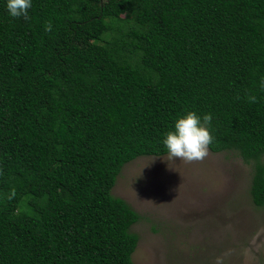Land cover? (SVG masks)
<instances>
[{"label":"trees","instance_id":"1","mask_svg":"<svg viewBox=\"0 0 264 264\" xmlns=\"http://www.w3.org/2000/svg\"><path fill=\"white\" fill-rule=\"evenodd\" d=\"M262 85L264 0H33L27 19L0 0V264H135L141 216L112 191L189 111L253 164L263 208Z\"/></svg>","mask_w":264,"mask_h":264},{"label":"rangeland","instance_id":"2","mask_svg":"<svg viewBox=\"0 0 264 264\" xmlns=\"http://www.w3.org/2000/svg\"><path fill=\"white\" fill-rule=\"evenodd\" d=\"M253 164L234 152L200 161L140 157L112 191L140 216L135 264H264V207L251 198Z\"/></svg>","mask_w":264,"mask_h":264},{"label":"clouds","instance_id":"3","mask_svg":"<svg viewBox=\"0 0 264 264\" xmlns=\"http://www.w3.org/2000/svg\"><path fill=\"white\" fill-rule=\"evenodd\" d=\"M32 6L33 0H6V10L12 18L27 19ZM45 30L52 31L50 22L46 25ZM248 99L255 101L254 96H250ZM212 119L211 113L201 117L193 111L177 118L173 130L167 132L162 141L168 157L189 162L203 160L208 155L209 146L213 142V137L210 134Z\"/></svg>","mask_w":264,"mask_h":264}]
</instances>
